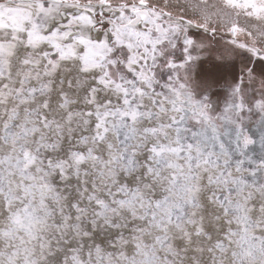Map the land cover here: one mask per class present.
<instances>
[{"label": "snow or ice", "instance_id": "obj_1", "mask_svg": "<svg viewBox=\"0 0 264 264\" xmlns=\"http://www.w3.org/2000/svg\"><path fill=\"white\" fill-rule=\"evenodd\" d=\"M0 264H264V0H0Z\"/></svg>", "mask_w": 264, "mask_h": 264}]
</instances>
